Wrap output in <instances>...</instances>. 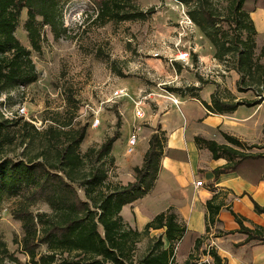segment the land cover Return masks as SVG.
Instances as JSON below:
<instances>
[{"label": "trees", "instance_id": "16d2710c", "mask_svg": "<svg viewBox=\"0 0 264 264\" xmlns=\"http://www.w3.org/2000/svg\"><path fill=\"white\" fill-rule=\"evenodd\" d=\"M67 1L0 0V96H5L9 108L16 104L11 96L14 91L38 80L31 52L41 53L46 30L55 39L65 34L63 6ZM87 1L94 20L102 25L145 21L155 13L153 8L141 10L136 0ZM176 1L188 8V18L211 44L213 59L219 63L231 61L230 70L238 75L237 91L254 94L252 99H237L232 94L226 98L215 90L209 104L201 102L204 108L210 114L225 115L240 106L250 108L264 101V46L258 55L254 53L257 32L250 17L253 9H264V0H224V12L213 0ZM23 14L22 28L29 48L16 36ZM223 23L226 28H222ZM191 97L198 99L196 95ZM73 118L71 114L63 118L55 113L49 124L38 130L23 118L8 120L0 114V203L4 198L18 201L11 217L20 223L22 233L13 241L27 258L22 263L10 253L0 234V264H175L188 232L172 208L157 214L142 231L133 229L121 215L123 207L145 197L155 185L165 143L160 127L149 137L141 164L133 168V181L123 185L109 181L104 162L120 137V118L112 136L84 153L80 145L88 126L74 125ZM222 136L231 146L194 137L197 149L208 151L214 160H226V165L214 170L215 178L237 172L244 165L249 173L255 172L249 162L264 160V154L245 153V149L255 146L247 147L225 133ZM13 147L22 151L11 154ZM36 202H42L50 211L33 213L31 207ZM251 202L254 212L264 214V207ZM205 207V232L210 233L211 227L219 223L217 216L223 204L214 194ZM230 212L239 225L237 232L246 236L242 244H264V228L248 229L242 224L244 218ZM151 230L163 233L150 237ZM145 238L149 244L138 255L137 245ZM206 238L195 237L183 264H227L214 246H202Z\"/></svg>", "mask_w": 264, "mask_h": 264}, {"label": "rangeland", "instance_id": "374dc122", "mask_svg": "<svg viewBox=\"0 0 264 264\" xmlns=\"http://www.w3.org/2000/svg\"><path fill=\"white\" fill-rule=\"evenodd\" d=\"M213 2L224 12V0ZM136 3L141 10L153 8L155 13L145 21L108 22L102 25L94 20L87 0H68L63 6L65 34L55 39L46 30V41L41 53L31 52L38 80L11 94L16 100L11 108L24 105L29 118L41 122V130L49 124L55 113L61 114L63 118L71 114L74 125H87L86 137L80 145L82 153L89 148H98L107 137L112 136L119 117L122 124L120 137L114 143L109 159L104 162L109 181L123 185L133 181V168L141 164L142 153L146 151L148 139L155 129H150L146 120L128 119L126 114L134 116L130 100L106 103L112 90L125 88L132 100L136 99L139 92L143 95L158 93L160 86L168 91L177 90V95L183 92L181 97L196 95L208 99L206 93L211 90H217L226 98L231 97L233 90L237 95H243L237 91L238 75L230 70L231 61L219 63L214 60L213 48L198 28L194 34L182 37L179 46L180 50L184 48L190 52L188 65L175 61L170 63L169 59H173L177 53L175 47L178 44V32L181 31L178 23L183 22L182 12H187L186 6H181L176 0H136ZM24 20L25 14L21 17L16 36L29 48L22 28ZM221 25L226 28L224 23ZM261 40L262 36L255 41L256 55L264 46ZM200 56L204 58L200 59ZM247 96L252 99L254 94L247 92ZM96 111L100 124L93 129L90 126L91 117ZM237 112V118H240L247 115L249 110L244 106ZM261 112L262 115L255 117L256 123L249 130L248 142H243L247 147H255L245 149V153L264 154V107ZM145 115L147 119L146 112ZM180 116L175 112L167 120L174 123ZM135 124L141 128L139 139L134 152L128 155L127 140ZM224 125L225 134L231 135V121L227 120ZM222 133L221 130H215L204 138L226 142ZM12 150L14 152L11 154L16 155L22 151L20 147H13ZM249 164V168L255 170L248 174L251 177L257 176L255 173L258 171L264 172V160L251 161ZM160 190L156 191L154 200L162 194ZM79 193L83 197V193ZM158 203L161 205L162 200ZM17 204V199L12 198H4L0 203V234L9 252L23 263L27 258L13 241L18 240L22 233L20 223L11 217ZM31 211L50 210L42 202H36ZM189 238L185 239L184 249L192 242ZM148 244L147 238L143 239L137 245V254L144 253ZM4 264L10 263L6 261Z\"/></svg>", "mask_w": 264, "mask_h": 264}, {"label": "crops", "instance_id": "0c3cea01", "mask_svg": "<svg viewBox=\"0 0 264 264\" xmlns=\"http://www.w3.org/2000/svg\"><path fill=\"white\" fill-rule=\"evenodd\" d=\"M250 17L257 32L256 40L262 36L261 41L263 42L264 9L259 7L253 9ZM203 58L200 56V59ZM213 91L206 93L208 99L201 96L197 99L176 95L179 101L177 106L158 100L149 102L144 107L148 116L146 124L150 129L159 126L165 138L163 156L154 187L142 199L123 207L121 215L133 229L142 231L146 223L157 214L172 208L177 220L185 226L188 232L185 239L190 237L189 240L192 241L184 249V239L175 256V264L184 263L187 254L193 249V241L197 236L207 237L202 246L206 244L214 246L218 254L227 259V264H264V244L255 241L242 244L246 236L237 232L239 225L230 212L244 218L246 221H242V224L248 229H253L254 226L264 228V214L254 212L251 202L253 200L264 207V172L258 171L255 173L257 176L251 177L244 165L237 172L220 174L215 178L214 170L226 165V160L212 159L208 151L197 149L194 143L195 136L209 137L210 132L215 130L226 133L224 124L227 120L231 121L230 136L241 142H248L249 130L256 123L255 117L258 114L262 115L261 109L264 107V101L248 108L249 113L240 118H237V111L244 106L238 107L231 114L213 115L201 104L202 101L209 104ZM231 94L237 99H250L247 92L237 95L233 90ZM175 112L181 116L179 120L171 123L167 120L168 116ZM126 115L128 119L135 120L132 114ZM217 143L231 146L227 141ZM144 153L145 151L142 157ZM197 181H202L204 185L197 187L195 185ZM159 188L162 189L160 190L162 194L154 200V195ZM214 194H217V202H222L223 207L217 216L219 223L211 227L210 233H206L207 210L205 205ZM159 200H162L161 205L158 203ZM218 232L233 233L219 235ZM161 233L163 230H151L149 236L157 237Z\"/></svg>", "mask_w": 264, "mask_h": 264}, {"label": "built area", "instance_id": "2783aa9c", "mask_svg": "<svg viewBox=\"0 0 264 264\" xmlns=\"http://www.w3.org/2000/svg\"><path fill=\"white\" fill-rule=\"evenodd\" d=\"M177 2V1H176ZM178 3V2H177ZM180 4V3H178ZM182 6V4H180ZM182 16H183V22H179L178 26L180 28V32H178V41H177V45L175 48H177V53L175 54V56L173 57V59H169L170 63L172 64V62H179L185 65H188L191 55L189 51H186L184 48L183 49H179V46L181 45L182 42V37H187L190 36L192 34H194L195 32V25L193 24V22L188 18L187 14L185 12H182ZM183 47V45H182ZM160 92L158 93H153V92H149L147 94H142V92H139L138 95L136 96V99H131L126 91L125 88H116L114 90L111 91L110 93V98L109 100L106 101V103L108 102H114V101H119V100H130L133 104V113H134V118L138 119L139 121L142 120H146V115H145V111H144V107L149 103V102H154V101H158V100H163L166 103L172 104V105H179V101L176 98V94L173 92H170L168 90H166L165 88H162V86L159 87ZM0 114L2 115V117L4 119H8V120H12V119H16V118H23L24 120H26L27 122L33 124L35 126V128H37L38 130L41 129V122H36L34 120H32L31 118H29L28 113H27V109L24 105H18L15 106V108H9L6 103H5V96L2 95L0 96ZM100 124V120L98 117V112H93V115L91 117V128L95 129L98 127V125ZM141 130L140 126H135V128H133L130 136L128 137L127 140V150H126V154L130 155L134 152V149L138 143V139H139V134L138 132ZM195 185L197 187L203 186L204 183L202 181H197L195 183Z\"/></svg>", "mask_w": 264, "mask_h": 264}]
</instances>
